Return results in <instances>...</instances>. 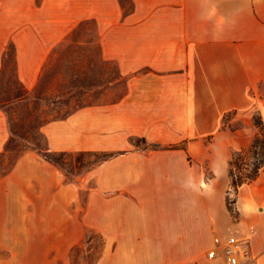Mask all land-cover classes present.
<instances>
[{
  "label": "crops",
  "instance_id": "obj_1",
  "mask_svg": "<svg viewBox=\"0 0 264 264\" xmlns=\"http://www.w3.org/2000/svg\"><path fill=\"white\" fill-rule=\"evenodd\" d=\"M87 21L125 91L42 130L51 152L112 155L71 179L23 152L0 176V219L27 222L29 238L44 224L57 239L45 252L53 264H69L90 228L104 239L92 264H203L212 248L225 264L215 237L231 235L249 241L241 264H264V169L239 186L236 216L227 201L231 151L248 147L257 127L223 126L228 113L234 122L253 107L264 120V0H0V71L11 46L18 79L33 88L53 50ZM10 136L0 107V154Z\"/></svg>",
  "mask_w": 264,
  "mask_h": 264
},
{
  "label": "rangeland",
  "instance_id": "obj_2",
  "mask_svg": "<svg viewBox=\"0 0 264 264\" xmlns=\"http://www.w3.org/2000/svg\"><path fill=\"white\" fill-rule=\"evenodd\" d=\"M124 91L125 78L120 75L117 65L101 56L92 21L81 23L53 50L44 64L37 84L31 89L25 87L17 77L14 49L10 46L0 71V107L6 111L11 128L6 152L0 154V176L10 170L20 154L30 149L52 157L68 178L74 179L85 174L103 160L108 152H50L42 126L49 120L64 117L83 105L115 100ZM234 114L233 111L228 113L224 127H246L250 123L256 125V122L263 119L255 107L240 113L236 121H229ZM256 127L259 133L260 127ZM234 152L235 150L231 151L230 158ZM249 154L247 152V156ZM243 160L248 164H244ZM251 160V157L244 159L238 153L234 157V161L238 162V167L243 171L252 169ZM204 165L206 168L205 163ZM236 171H239L238 168ZM206 173L210 175L211 171L206 168ZM235 195L230 176L227 201L236 216L232 201ZM82 198L85 201V188ZM44 229V224L38 221L34 225L35 235L29 238L27 222L20 226L7 219H0V261H4L3 264H53V254L45 252L57 239L46 236ZM20 231L24 234L21 238L13 235ZM103 245L102 235L90 228L85 238L71 248L67 260L69 264H92L101 255ZM18 246L21 248L18 249ZM209 250L204 253L206 259L203 264L217 263V260L208 256ZM223 258L225 260L224 254ZM55 264H62V259L58 258Z\"/></svg>",
  "mask_w": 264,
  "mask_h": 264
},
{
  "label": "trees",
  "instance_id": "obj_3",
  "mask_svg": "<svg viewBox=\"0 0 264 264\" xmlns=\"http://www.w3.org/2000/svg\"><path fill=\"white\" fill-rule=\"evenodd\" d=\"M256 125L260 127V132L255 134L251 144L245 149L235 150V152L232 154V157L229 160V167H230L229 173L231 176V185L235 193L238 191L240 185L256 179L260 171L264 169V134H263L264 120L261 119L260 121L256 122ZM247 152H250L248 156H247ZM236 153L240 154L244 159L246 157H251L252 160L250 161V164H253L252 169L243 171L241 168H239L238 167L239 165L237 164L238 162L234 161V157ZM42 155L46 159L53 161V158L50 157L49 155L46 154H42ZM111 155L112 153L108 152L105 158ZM243 163L248 164L244 160ZM237 168L239 170L238 172L236 171ZM234 200L235 199H233L232 201L234 202Z\"/></svg>",
  "mask_w": 264,
  "mask_h": 264
},
{
  "label": "built area",
  "instance_id": "obj_4",
  "mask_svg": "<svg viewBox=\"0 0 264 264\" xmlns=\"http://www.w3.org/2000/svg\"><path fill=\"white\" fill-rule=\"evenodd\" d=\"M215 242L221 247L227 264H241L244 260L248 259L251 254L249 241L247 239H240L234 235L225 239L216 236ZM216 255V248H212L208 251V256L210 258Z\"/></svg>",
  "mask_w": 264,
  "mask_h": 264
}]
</instances>
